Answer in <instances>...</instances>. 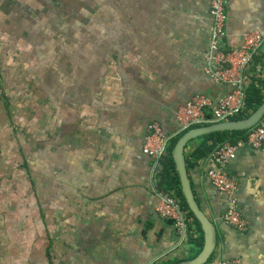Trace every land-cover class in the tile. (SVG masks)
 <instances>
[{
  "label": "crops",
  "instance_id": "1",
  "mask_svg": "<svg viewBox=\"0 0 264 264\" xmlns=\"http://www.w3.org/2000/svg\"><path fill=\"white\" fill-rule=\"evenodd\" d=\"M226 12V48L264 33V0H229ZM212 30L209 0H0V264H175L200 252L156 212L164 194L142 149L150 123L178 137V108L230 92L204 71ZM199 146L185 155L216 227L207 264H264V154L244 146L227 167L239 232L208 179L215 164L190 158ZM189 234L201 237L192 218Z\"/></svg>",
  "mask_w": 264,
  "mask_h": 264
},
{
  "label": "built area",
  "instance_id": "2",
  "mask_svg": "<svg viewBox=\"0 0 264 264\" xmlns=\"http://www.w3.org/2000/svg\"><path fill=\"white\" fill-rule=\"evenodd\" d=\"M229 0H209V14L213 19V30L209 39L204 71L216 84L228 86L231 90L224 97L212 100L205 95L195 96L186 106L178 108L175 119L182 133L194 128L228 123L240 117L245 108L247 88L255 81L264 96V33L254 31L243 37L240 47L226 48L227 12ZM261 59V60H259ZM147 136L142 152L153 161V171L158 174L160 163L167 156L169 142L175 137H167L157 123L147 126ZM264 154V118L248 130L245 140L236 144L224 143L218 146L209 158L215 168L208 173V179L217 192L225 195L229 207L223 220L239 232L247 228V221L238 207V182L227 170L230 162L242 147ZM158 215L172 222L182 239L189 235L191 217L179 201L172 196L162 195L156 207ZM216 264H244L239 258L219 260Z\"/></svg>",
  "mask_w": 264,
  "mask_h": 264
},
{
  "label": "water",
  "instance_id": "3",
  "mask_svg": "<svg viewBox=\"0 0 264 264\" xmlns=\"http://www.w3.org/2000/svg\"><path fill=\"white\" fill-rule=\"evenodd\" d=\"M263 118L264 102L253 114H251L244 120L231 121L228 123H220L216 125L192 129L184 134L175 145L172 152V158L178 173L183 197L190 211L200 223L204 237L203 247L194 258H191L189 260H182L175 264H207L209 259L212 257L217 244V233L214 222L198 205L192 191L185 155V151L188 145L192 141L198 140L203 136L211 135L214 133L248 131L255 127Z\"/></svg>",
  "mask_w": 264,
  "mask_h": 264
},
{
  "label": "trees",
  "instance_id": "4",
  "mask_svg": "<svg viewBox=\"0 0 264 264\" xmlns=\"http://www.w3.org/2000/svg\"><path fill=\"white\" fill-rule=\"evenodd\" d=\"M261 60V59H259ZM264 102V96L261 93V90L258 89L255 85V81L247 88L246 91V100H245V108L242 115L234 121H240L248 118L251 114H253ZM196 129V128H194ZM248 131L244 132H223V133H214L211 135L203 136L199 138L200 146L198 149L193 151L190 155V158L194 161L201 160L203 158L209 157V155L218 147L223 145L224 143H231L236 144L239 141H244L246 134ZM182 133L178 137H174L168 145L167 149V156L161 161L159 171H158V178H159V188L166 196L175 197L181 206L188 210L190 217L196 223L198 230L201 232V237L195 239L193 236L189 234L187 242L190 244H195L199 249L203 247L204 238L203 232L200 226V223L195 218L193 213L190 211L189 207L187 206L185 199L183 197L178 173L176 170L175 163L172 158V152L179 141V139L186 134ZM187 168L191 166V161L186 160ZM196 254L193 257H195ZM178 261V260H177ZM176 262V261H175ZM163 264V263H160Z\"/></svg>",
  "mask_w": 264,
  "mask_h": 264
}]
</instances>
